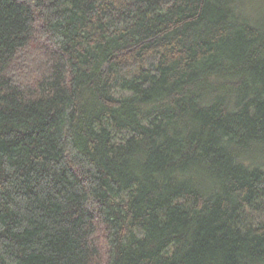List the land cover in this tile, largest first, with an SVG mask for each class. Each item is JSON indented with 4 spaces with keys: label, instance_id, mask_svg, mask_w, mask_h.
I'll list each match as a JSON object with an SVG mask.
<instances>
[{
    "label": "trees",
    "instance_id": "obj_1",
    "mask_svg": "<svg viewBox=\"0 0 264 264\" xmlns=\"http://www.w3.org/2000/svg\"><path fill=\"white\" fill-rule=\"evenodd\" d=\"M0 264H264V0H0Z\"/></svg>",
    "mask_w": 264,
    "mask_h": 264
}]
</instances>
